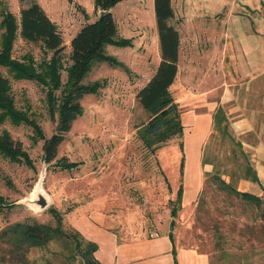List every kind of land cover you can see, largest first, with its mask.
<instances>
[{"label":"rangeland","instance_id":"1","mask_svg":"<svg viewBox=\"0 0 264 264\" xmlns=\"http://www.w3.org/2000/svg\"><path fill=\"white\" fill-rule=\"evenodd\" d=\"M34 1L44 8L65 46L56 71L59 85L53 87L48 72L45 73L51 52L41 43H27L20 37V10L31 0H0V50L2 15L9 12L16 23L10 57L32 67L37 79H23L1 63L0 76L8 82L15 108L35 122L47 139L55 131L57 107L68 87L70 38L81 26L94 21L100 11L93 0ZM170 3L174 13L170 24L175 29L194 30L198 35L209 27L220 26L222 34L226 31L229 64L236 77L207 74L200 59L201 67L194 77L183 83L186 88L177 84L172 90L184 127L182 138L173 139L152 153L140 140L138 130L147 121V115L135 95L150 77L153 63L156 66L158 62L153 0L118 3L111 10L117 35L129 40L131 46H109L106 52L123 66L110 67L103 62L91 65L83 84L97 83L99 89L80 100L82 113L72 121L54 161L43 162V141L31 126H15L7 120L0 123V135L7 134L14 142H20L29 162L0 154V195L8 206L0 213V230L23 222L54 227L58 214L62 229L72 235L77 232V239L86 243L88 240L75 227V218L81 219L80 210L89 206L116 224H133L150 235L171 221V201L181 187V207L172 228L178 244L209 255L211 264H264L262 236L246 229L250 227L251 211L233 197L217 193L210 186L205 189V173L211 172L212 166L202 164L205 158L211 160L222 178L239 192L254 195V191L264 187V178L262 184L243 179L245 161L257 177L258 172L264 176V0ZM247 43L252 48L248 62L244 54ZM233 53L236 57L232 62ZM227 84L231 97L245 102L243 111L253 121L244 126L230 124L223 112L226 122L222 120L221 124H227L228 134L240 148L215 131L213 121L210 122L211 105L216 103V108H220L218 97ZM71 163L76 167L63 170L65 164ZM38 184L47 200L44 209L36 204ZM258 197L264 198V193ZM202 198L207 215L197 205ZM214 206L227 209L230 215H217ZM211 219L221 223L220 233H216ZM27 257L32 264H83L73 245L62 241H52L44 249H31Z\"/></svg>","mask_w":264,"mask_h":264},{"label":"trees","instance_id":"2","mask_svg":"<svg viewBox=\"0 0 264 264\" xmlns=\"http://www.w3.org/2000/svg\"><path fill=\"white\" fill-rule=\"evenodd\" d=\"M25 1V0H21ZM94 6L100 11L99 16L92 22L83 25L69 42L70 65L67 68L68 87L62 92V98L58 104V118L54 133L45 139L40 128L28 120L19 112L10 95L9 85L5 78L0 76V123L9 121L12 125H29L34 133L43 141V162L50 164L57 156V150L64 139V135L71 129L72 121L82 113L80 100L86 94H96L99 84H83L88 70L94 62H103L110 67L123 66L114 57L107 55L109 46L124 48L131 46L129 40L121 39L117 35V27L111 13V9L124 0H93ZM155 24L159 43L160 61L150 79L135 95L138 105L145 111L147 121L141 125L139 131L140 140L144 147L152 153L166 145L173 139H181L183 125L178 105L175 103L169 88L173 84L177 74L179 33L170 24L174 17L170 0H153ZM1 25L4 28L3 42L0 50V63L6 65L14 73L23 79L35 80L33 68L25 66L11 59V52L15 41L16 23L13 15L4 12ZM20 37L27 43H41L52 56L47 65L48 77L53 87L58 86L57 65L60 55L64 50V44L55 24L50 20L41 6L31 0L27 7L20 10L19 24ZM223 111L219 108L213 115V129L229 138L237 147L233 138L227 132V124ZM182 148V143H180ZM0 154L16 161L28 162V158L20 142H14L7 134L0 135ZM246 159L244 158V161ZM203 165H211L212 171L205 173L204 188L210 186L217 193L233 197L242 202L244 208L249 209L250 227L246 229L253 233H259L264 240V198L256 195L239 192L231 183L222 178L220 170L215 168L211 160L202 161ZM243 179L259 184L256 172L249 164L244 165ZM76 167V164H65L63 170ZM203 188L202 192L205 191ZM201 192V193H202ZM182 188L177 191L170 210V230L174 226V219L181 207ZM199 211L207 215L206 204L203 198L197 202ZM6 206L4 198L0 195V213ZM229 207V206H228ZM217 215L229 216L225 208L214 206ZM199 220L201 217H198ZM214 222L215 220H212ZM214 222L213 228L220 233L221 223ZM56 225L54 227L38 223H14L0 230V264H32L28 260L31 249H44L52 241L71 243L83 264H100L95 258L98 249L96 243L78 240L79 234H68L62 229V219L55 214ZM235 222L234 227L235 229ZM242 230V228H241ZM240 230V231H241ZM172 239V234H169ZM220 239V238H219ZM174 253V250H173Z\"/></svg>","mask_w":264,"mask_h":264},{"label":"crops","instance_id":"3","mask_svg":"<svg viewBox=\"0 0 264 264\" xmlns=\"http://www.w3.org/2000/svg\"><path fill=\"white\" fill-rule=\"evenodd\" d=\"M80 28L71 36L70 40ZM176 30L179 33L177 74L169 88L173 99V87L179 84V87L186 88L183 83L187 78L192 79L194 77L193 74L198 67H201V61H204L203 63L206 65L205 73L207 74L223 73L225 75L232 74L233 77H236L234 71H232L231 62L229 64L226 31L222 34L220 26L205 28L203 35H198L196 31L190 29L186 31ZM154 45L158 65L160 61L158 36L154 40ZM245 45L244 54L248 62L249 59L247 57H249L248 54L252 48L249 43ZM182 46L184 47L182 48ZM234 56L236 57L235 53L231 56L232 62ZM184 59H187V64H185ZM157 65L155 66L153 63V71L150 77ZM188 66L190 68L186 70L185 67ZM225 87V91L218 97V106L225 113L230 124H243V126L245 124H253V121L243 111L245 102L240 103L237 97L233 99L229 92V84L223 88ZM216 107V103L211 105L210 111L212 114L217 109ZM212 114L210 122L213 121ZM233 114H236V116L234 117ZM238 114L240 115L237 116ZM258 177L259 183L261 182L260 184H262L264 176L258 172ZM263 193V186L259 187L257 192L254 191L256 196H261ZM80 212L82 218L78 219V216H76L75 227L88 241L97 244L98 249L95 252V258L100 264H211L209 255L198 252L194 248L182 246L174 240L173 230H170V221L165 222L163 226H160V229L149 235L147 231L138 230L133 224L128 226L116 224L112 218L104 216L100 211H95L94 207L86 206ZM170 233L172 234V239L169 237Z\"/></svg>","mask_w":264,"mask_h":264},{"label":"water","instance_id":"4","mask_svg":"<svg viewBox=\"0 0 264 264\" xmlns=\"http://www.w3.org/2000/svg\"><path fill=\"white\" fill-rule=\"evenodd\" d=\"M39 184L37 185L36 189L38 191V196H37V200H36V204L41 208L44 209L47 206V200L46 198L41 194L40 189L38 188Z\"/></svg>","mask_w":264,"mask_h":264},{"label":"built area","instance_id":"5","mask_svg":"<svg viewBox=\"0 0 264 264\" xmlns=\"http://www.w3.org/2000/svg\"><path fill=\"white\" fill-rule=\"evenodd\" d=\"M238 1H241V0H238Z\"/></svg>","mask_w":264,"mask_h":264}]
</instances>
